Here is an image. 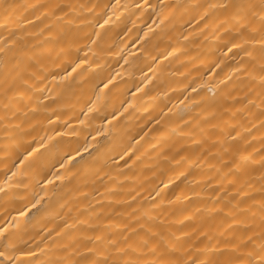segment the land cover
<instances>
[{"label":"bare ground","instance_id":"6f19581e","mask_svg":"<svg viewBox=\"0 0 264 264\" xmlns=\"http://www.w3.org/2000/svg\"><path fill=\"white\" fill-rule=\"evenodd\" d=\"M5 2L19 7L11 17H6L0 10V46H3V41L11 32L15 33L14 39L23 40L27 44L50 40L47 31L43 35H37L40 29L45 25H53L52 37H55L65 28L68 21L72 22L68 24V30L73 34L83 36L95 28L103 37L97 45L85 39L76 40L71 55L63 57V62L56 60L55 63L53 60L56 53L61 48L66 49L67 43L63 40L60 43H44V50L52 49L51 58L45 63L48 70L56 76V80L48 77L45 84L38 87L46 86L49 91L45 94L50 97L57 95L61 97L57 104L48 106L47 112L34 98L32 103L21 105L28 115L13 119L12 113H6L3 110V103H0V228L7 229L6 236L11 234L12 242L19 247L31 248L40 264L62 258L65 253L59 251L58 246L66 243V240H56V232L63 226V219L67 218L71 223H76L77 210L82 205L100 200L104 201L106 210L130 211L127 205L121 207L112 203L116 200H130L128 192L136 196L132 208H139L141 213L147 212L149 216L155 217L154 222L165 232L170 230L176 237H181L182 232H190L197 227L198 217L191 224L185 221L183 227L179 222L184 221L185 216L191 215L195 208L211 205L209 197L214 193L206 181L217 173L209 171L207 164H217V161L196 162L176 170L172 164L162 162L157 153L151 150L150 144H157L161 140V133L159 130L149 131L156 126L154 121L147 125L145 122L151 116L159 119L158 113L161 109L165 113L168 109L172 110L171 119L161 120V125L178 124L179 120L176 117L183 115L185 111L192 113L200 111L192 105L213 96L218 98L226 91L220 81L232 74L231 68L235 67V61L239 57L234 58V53L223 47L228 37L222 32L215 31V25L223 20L219 13H215L210 20L200 23L199 26H197L199 17L196 19L192 17L203 9H190L187 15L177 13L174 19L165 20L164 23H161L156 13L160 12L158 5L161 2L169 6L173 4L207 6L222 3L223 0H147V5L153 6L151 8L146 6L145 0H5ZM54 3L87 5L89 8L99 4L101 8L94 10L99 15H89L84 9L78 8L79 18L68 16L59 21L56 17L60 13L57 12L55 16L40 23L35 20L32 9L27 7L33 4ZM104 5H107L106 9L103 8ZM137 7L139 11H136ZM42 11L43 9L37 10L36 15ZM104 12H107L106 16ZM101 16L103 19L111 17L103 29L99 27V24L103 23ZM28 22H31V27L28 26ZM205 23L209 25L208 28L204 27ZM5 24L8 25L7 28L4 27ZM145 33L148 35L145 36ZM33 35L35 40L32 39ZM138 37L142 39L138 40ZM169 53L172 55L169 56ZM161 54L167 59H161ZM77 57L85 59L86 63L72 72V67H75L72 61L79 63ZM153 58H156L155 64L152 62ZM221 60L223 64L220 68L210 73L209 66H214V63ZM65 69L71 73L68 80L72 81V88L68 92H65L66 82L60 79ZM145 75L150 77V82L141 84ZM110 76H115L119 83L116 88L109 85L108 89H104L101 79L106 82V78ZM189 84L191 86L185 87ZM137 85L142 87L141 92H136ZM193 88L197 89L196 93H193ZM145 92L147 95H144ZM39 99L40 104L47 103L42 96ZM89 99L95 105L93 112H88V107H93V103L86 106ZM121 101H125L127 112L121 108ZM235 107L239 108L241 105L237 104ZM33 108H39L41 113L48 115L52 123L44 119L43 115L33 117L31 111ZM51 110L60 115L59 121L51 116ZM114 110L119 114L109 124L103 117ZM240 119L245 128L251 129V134H245L239 147L244 150L245 155H251L250 175L254 179L251 180L249 192L259 200L261 189L259 176L262 171L259 161L264 157V128L255 119L251 122ZM81 120L84 121L83 124L80 123ZM22 131L30 134L22 136ZM97 131L100 132L99 136L96 135ZM144 132L149 134L141 140ZM48 136H52L54 140L41 147V137L47 140ZM56 140H60L61 148L56 159L66 152L79 148L81 156L88 163L80 164V156L72 151L75 167L71 162L65 164L63 169L57 164L52 171L58 172L64 179L57 180L55 176H50L54 183L47 185L41 179L39 164L42 161L52 162L47 161L48 153L45 149L55 154L53 145ZM129 144L135 145L131 151L139 148L136 156L140 159L136 160V157H133L136 162L128 160L129 167H126L124 160H127V156L121 160L120 155H123L121 150ZM32 148H37L38 151L25 160L24 157ZM189 154L192 161H197L199 150L189 149ZM98 169H102L99 174ZM179 172L190 174L177 178ZM212 183L214 185L215 181ZM106 190L118 192L120 195H107ZM157 192L161 195L157 196ZM84 193L89 194L87 200L82 199ZM37 201L40 203L37 204ZM31 205H36V208H31ZM20 211H26L27 214L21 216ZM100 223L104 224L107 221L101 220ZM53 228L56 232L49 238L48 230ZM81 233L85 236L93 234L81 228L76 235ZM227 235L228 233H225V236ZM4 241L5 237H0V244ZM37 244L39 248L36 247ZM189 244H192L191 248ZM180 245L188 248L189 255L193 258L197 256V250L203 248L202 243L193 244L192 240L183 238ZM40 249H46L43 255ZM0 250H3L2 247ZM199 258L206 259L205 256ZM184 259H188V256Z\"/></svg>","mask_w":264,"mask_h":264},{"label":"snow or ice","instance_id":"6c2138e0","mask_svg":"<svg viewBox=\"0 0 264 264\" xmlns=\"http://www.w3.org/2000/svg\"><path fill=\"white\" fill-rule=\"evenodd\" d=\"M145 3L147 7H153L147 5V0ZM18 7L6 3L5 0H0V10L6 17H11ZM27 7L32 9L35 20L43 23L44 19H50L57 12L60 13L56 17L58 21L68 16L79 18L78 8L84 9L89 15H99L94 10L101 8V5L94 4L89 8L87 5L54 3L51 5L33 4ZM113 7L115 8L116 5ZM158 7L160 12H157L156 15L160 17L161 23L174 19L177 13L182 12V15H187L190 9H203L202 12L198 11L192 17V19L199 17L197 20V26H199L200 23L210 20L215 13H219L223 16V20L215 25V31L222 32L224 36L228 37L223 47L227 48L228 52L234 53V58L239 57L235 61V67L231 68L232 74L220 81L226 91L218 98L213 96L192 105L200 111L196 113L185 111L183 115L176 117L179 120L178 124L161 125L160 121L171 119L172 113L171 109H168L167 113L161 109V112L158 113L159 119L151 116L145 122L147 125L154 121L156 126L149 131L159 130L161 133V140L157 144H150L151 150L157 153L162 162L172 164L176 170L196 162L217 161V164H207L209 171L217 173L216 176L209 177L206 181L214 193L209 197L211 205L195 208L191 215L185 216L184 221L179 222L181 227L184 226L185 221L191 224L197 217L199 218L198 226L190 232H182L181 237H176L175 233L170 230L165 232L159 224L155 223V217L149 216L147 212L141 213L139 208H132L136 202V196H133L132 192L127 193L130 200L112 202L121 207L127 205L130 211L106 210L103 200L84 204L77 210L76 223H71L67 218H64L63 226L59 232H56L55 228L48 230L49 238L53 232H56V240H66V243L58 246V250L65 255L59 259L45 261L43 264H264V157H261L259 161V167L262 169L259 176L261 189L260 199L256 200L254 195L249 192L251 180L254 179L250 175L251 155H245L244 150L239 147L245 134H251V129L245 128L240 118L246 119L248 122L255 119L264 128V0H258V2L256 0H223L222 3L208 4L207 6L202 4H173L169 6L161 2ZM103 8L106 9L107 5H104ZM39 9H43V11L36 15ZM139 10L137 7L136 11ZM104 15L106 16L107 12H104ZM100 19L103 17L101 16ZM110 19L111 17L103 19V23L99 24V27L103 29ZM71 23L68 21V24ZM68 24L55 37H52L54 26L45 25L37 35H43L47 31L51 39L41 43L27 44L23 40L18 41L13 38L15 33L11 32L9 37L3 41V46H0V97H2L0 103H3V110L6 113H12L13 119L27 116L28 113L21 105L32 103L34 98L35 102L45 109V112L49 110V105L57 104L61 99L59 95L53 97L46 95L45 93L49 91L46 86L38 87V85H44L48 77H52L53 81L56 80V76L48 70L45 63L47 59L51 58L52 49L44 50V43H60L62 40L67 43L66 49L61 48L56 53L55 60H53L55 63L56 60L63 62V57L71 55V49L76 40L85 39L91 44L97 45L103 39L101 32L96 31L95 28L91 33L83 36L73 34L68 30ZM28 26H32L31 22H28ZM4 27L7 28L8 25L5 24ZM204 27L208 28L209 25L205 23ZM144 35L147 36L148 33ZM32 39L35 40V35ZM137 39L142 38L138 37ZM77 51H79L78 48ZM168 55L171 56L172 53ZM77 58L79 63L72 61L75 64V67H72V72L86 63L85 59ZM160 58L167 59L162 54ZM152 62L155 64L156 58H153ZM221 64H223V60L214 63V66L210 65L209 72H214L216 68H220ZM69 66L71 67V64ZM149 70L151 71V68ZM70 76L71 73L65 69L64 75L60 77L62 81L66 82L65 92L72 88V81L68 80ZM147 82H150V77L145 75L141 84ZM101 83L104 89H108L109 85L116 88L119 82L116 81L115 76H110L106 78V82L102 78ZM189 86L191 85L185 87ZM141 91L142 87L137 85L136 92ZM192 91L196 93L197 89L193 88ZM144 95L147 93L145 92ZM41 96L47 102L46 104H40ZM88 103L93 102L89 99L86 101V106ZM237 104L241 107L236 108ZM94 107L93 103V107H88V112H93ZM121 108L127 112L125 101H121ZM31 111L33 117L43 115L44 119L52 123L50 117L41 113L39 108H33ZM82 114L87 115V113ZM118 114V111L114 110L111 113H106L103 119L111 124ZM51 116H54L56 121L60 119V115L55 110H51ZM80 123L83 124L84 121L81 120ZM16 127L19 128V125ZM33 130L35 129L33 128ZM29 134L21 132L22 136ZM148 134V132H144L141 140ZM96 135L99 136L100 132L97 131ZM53 140L52 136H48L47 140L41 137V147ZM53 146L55 154L47 148L45 149L48 153L47 161L52 162L42 161L39 164L41 179L47 185L54 183L50 176H55L57 180L64 179L58 172L52 171L57 164L63 169L65 164L71 162L75 167V157L72 155V151L80 156V164L88 163L81 156L79 148L66 152L56 159L61 151L60 140H56ZM133 147L135 145L129 144L121 150L123 155L117 153L121 160L127 156V160H124L126 167H129L128 160H133V157H136V160L140 159L136 156L139 148H136V151H131ZM189 149L199 150L197 161H192ZM37 151V148H32L24 159L27 160ZM130 151L131 154H129ZM136 160H133V163ZM101 171L102 169H98L97 174ZM188 174L190 173L179 172L177 178ZM104 175L107 174L104 173ZM213 181H215L214 185ZM106 192L110 196L120 195L114 191L106 190ZM160 195L161 193L157 192V196ZM88 196V193H84L82 199L87 200ZM39 203L37 201V204ZM31 208L35 209L36 205H31ZM26 214V211H20L21 216ZM85 216L87 218H80ZM101 220H105L107 223L101 224ZM89 221H95V223H89ZM81 228L84 231H91L93 234L91 236H85L83 233L76 235ZM6 233V228H0V237H5V241L0 244L3 249L0 250V264H40L31 248L19 247L12 242L11 234L6 236ZM225 233L228 235L225 236ZM181 238L192 240L193 244H203V248L197 250L198 254L195 258L189 255L188 248L180 245ZM33 242L35 243V241ZM41 242H43L42 239ZM24 243L27 244L26 241ZM36 247L39 248V245L37 244ZM191 247L192 244H189V248ZM45 251L46 249H40L41 255ZM17 253L19 255H16ZM185 256H188V259H184ZM200 256H205L206 259L202 260L199 258ZM145 257H152V259Z\"/></svg>","mask_w":264,"mask_h":264}]
</instances>
